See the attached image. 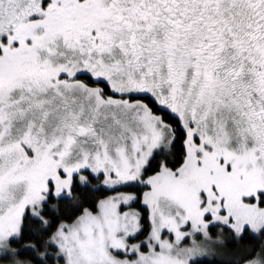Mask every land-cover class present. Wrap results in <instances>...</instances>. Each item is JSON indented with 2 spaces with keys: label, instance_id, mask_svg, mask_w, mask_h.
<instances>
[{
  "label": "snow or ice",
  "instance_id": "snow-or-ice-1",
  "mask_svg": "<svg viewBox=\"0 0 264 264\" xmlns=\"http://www.w3.org/2000/svg\"><path fill=\"white\" fill-rule=\"evenodd\" d=\"M0 264H264V0H0Z\"/></svg>",
  "mask_w": 264,
  "mask_h": 264
}]
</instances>
